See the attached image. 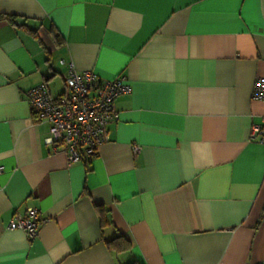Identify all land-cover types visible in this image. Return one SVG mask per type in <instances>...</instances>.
<instances>
[{"label":"crops","instance_id":"1","mask_svg":"<svg viewBox=\"0 0 264 264\" xmlns=\"http://www.w3.org/2000/svg\"><path fill=\"white\" fill-rule=\"evenodd\" d=\"M0 264H264V0H0ZM132 86L98 153H53L26 92ZM141 148L135 155L133 145ZM36 208L31 238L9 229ZM106 223L102 224V218ZM117 234L131 243L117 251Z\"/></svg>","mask_w":264,"mask_h":264},{"label":"built area","instance_id":"2","mask_svg":"<svg viewBox=\"0 0 264 264\" xmlns=\"http://www.w3.org/2000/svg\"><path fill=\"white\" fill-rule=\"evenodd\" d=\"M67 66L66 90L53 96L46 82L30 88L26 99L37 117L49 123L47 144L53 153L62 152L69 165L94 157L99 147L109 140L108 126L119 119L116 99L132 91L124 75L102 79L93 70L79 71L72 61L60 60ZM253 99L264 100V77H258L252 89ZM249 140L264 145V116L260 123L253 124ZM140 146L133 145L136 155ZM3 167L0 166V173ZM41 218L36 208L15 212L8 228L21 229L33 238L38 234Z\"/></svg>","mask_w":264,"mask_h":264},{"label":"trees","instance_id":"3","mask_svg":"<svg viewBox=\"0 0 264 264\" xmlns=\"http://www.w3.org/2000/svg\"><path fill=\"white\" fill-rule=\"evenodd\" d=\"M0 19H9L12 20L13 16L12 15H7L0 13ZM106 219L103 217L102 218V224L106 223ZM108 244L116 249L117 251H123V250H130L131 249V243L130 241L122 234H117L113 239L108 241ZM128 264H142L138 260H133Z\"/></svg>","mask_w":264,"mask_h":264}]
</instances>
